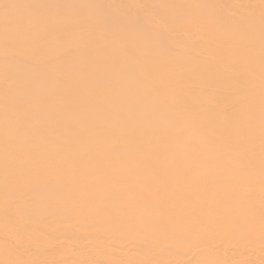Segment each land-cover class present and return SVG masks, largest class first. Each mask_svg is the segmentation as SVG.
I'll return each instance as SVG.
<instances>
[{"label": "bare ground", "instance_id": "1", "mask_svg": "<svg viewBox=\"0 0 264 264\" xmlns=\"http://www.w3.org/2000/svg\"><path fill=\"white\" fill-rule=\"evenodd\" d=\"M131 1L0 0V264L31 262L36 247L19 244L55 243L35 232L44 220L87 224L54 237L84 251L62 257L66 264H91L89 250L95 264L149 251H158L153 264L178 255L181 264H203L231 247L251 255L230 263L264 264L252 259L264 256V0L250 11H222L213 0L174 7L172 16L192 23L183 57L170 37L181 23L165 34L145 21L165 11L110 8ZM219 30L237 34L213 39ZM138 165L131 178L125 167ZM227 176L242 186L231 192ZM129 182L155 198L110 208L106 200L121 194L110 183ZM85 192L100 204L74 202ZM168 225L176 226L163 236Z\"/></svg>", "mask_w": 264, "mask_h": 264}, {"label": "rangeland", "instance_id": "2", "mask_svg": "<svg viewBox=\"0 0 264 264\" xmlns=\"http://www.w3.org/2000/svg\"><path fill=\"white\" fill-rule=\"evenodd\" d=\"M213 2L222 11H228L229 9H231V8H229V6H233L236 9H242L244 6H247L248 10L250 11L254 6L260 5L262 1L261 0H213ZM186 3H187V1H184V0H176V1L175 0H133L129 3H127L126 5H124V7L122 9L119 7H116V6H110V8L115 10L117 13H121V14H126L130 11H133L135 8H149L153 11H159V10L165 11L166 16L164 18H160V17L156 16L152 20L145 19V21L154 27H156V26L159 27L161 30H163V32L165 34H169L171 28L174 25L181 23V27H183L184 29L179 33H170V37H171V43H172L171 44V47H172L171 51L175 54V56L183 57L185 55L184 45L188 41L189 36L192 32V29H191L192 23L185 22L184 18L174 17L170 13L174 7H179V8L189 7ZM187 17H185V18H187ZM40 20L42 21V20H44V18L41 17V18L37 19L36 21L33 22V24L39 23ZM217 20L221 21L222 17H221V20H220V17ZM215 21H216V19H215ZM77 22L79 24L81 23V24L87 25V24H89V19L87 17H79L76 19V23ZM204 25H205V23L201 22L197 26L201 27ZM219 29H221V28H219ZM234 34H237V33L229 34L223 30H219L217 33L213 34V39H216V40H219L221 38L229 39ZM62 35H68V33L64 32ZM223 46L225 48L227 47L226 44H224ZM164 64L168 65V64H170V62L165 61ZM250 84L252 85V83H250ZM173 88H175V86ZM183 96L184 95L182 93L179 98H181ZM199 98H201V96H198L195 99H199ZM195 102H197V101L194 100L190 104H194ZM177 110H181V108L178 106ZM242 110H243L242 112H241V110L237 111V112H241V113H244V112L247 113L248 112V110L246 108H244ZM116 119L117 118H115L114 120H116ZM229 124H231V122H229ZM244 127L249 130V128L247 126L244 125ZM154 132L155 131H151L148 133V135H152V134H154ZM221 136L222 135L220 133L213 134V140H219ZM240 139H242V138L240 137ZM172 140H177V135L175 137H173ZM3 142H5V140H3L1 143H3ZM122 144L125 145L124 142ZM40 150L41 149L37 150L36 153L39 152ZM133 154H138V153L136 151ZM145 155H146V152H141L139 154L138 159L140 161H143ZM172 156L177 157V155H172ZM135 165H137V164H135ZM30 168H33V167H30ZM86 168H89V165H86ZM179 168H183V166H181ZM232 168H234V170L236 169L235 167H232ZM28 170H30V169H28ZM125 170L128 172V174L131 178H136L138 175H140L142 173L139 165H138V168L136 166L135 167H127L126 166ZM173 170H174V168L169 169L167 171V173H164V174L158 173V174L167 175L170 173V171L172 173ZM111 172L112 171H109L110 174H111ZM67 175H69V174H67ZM222 175H223L222 172L217 173L218 177H221ZM123 176H125V175H123ZM177 177L179 180H181V182L182 181L185 182V180H188L185 176L180 177V175H179ZM143 179H147V178H143ZM178 179H176L177 182H178ZM225 179L227 181L225 186H227L231 192L234 191V189H236V188H240L243 184V182H238V183L231 182L233 180V178H231L230 176H227ZM110 184L115 188V190L117 192L121 193L117 197L119 199L113 201L111 204L109 202H107V200H106V203L110 206V208L118 202H123V201L128 202L134 198L143 199V200L155 198L153 191L146 193L145 195H142V191L140 189L133 192L134 188H130V186L133 185L131 182H129L126 189L121 184L118 186L115 183H110ZM15 187H16V185H15ZM156 187L158 189L156 191V193H157L161 190V187L159 185ZM213 194L222 195L217 190H214ZM3 196H5V197H3ZM71 196H73V200L76 203H78L82 198L83 199L89 198L92 203L96 202L95 204H100L97 202V199L92 198L91 195L88 194V192H85V193H82L79 195H71ZM1 197L7 198L10 200L17 199L16 196L7 197L6 195H3V194ZM189 198H192V196L191 197L189 196ZM43 200H45V199L37 200V202H34V204L36 203L35 205L37 206ZM68 200L69 199H66V202H68ZM68 206H70V205H68ZM218 210H219V207L217 206L216 202L213 201V211H218ZM72 211H73V209L70 210L71 213H72ZM30 221H32V220H30ZM39 221H41V220H39ZM48 222H51V221L44 220V221H41V224L39 223L40 225H35L37 227V230L35 232H37L36 234H40L43 237H45L46 239H49L50 241L55 242V243L48 245L46 242H44V241L39 242L38 240L33 241L31 243H26V244L22 242L23 244L17 245V247L15 248L16 250H20V249L26 247V245H30V244L33 246V248L36 247V248H34L35 250H33L32 252L29 253L31 256H28V258H31V262L29 263V261H28L29 259H27L26 261L25 260H17L11 264H33V262H41L43 264H52L51 262H55V264H58V263L59 264H66L64 261H62V257H64L63 258V260H64L68 256H71L72 253L77 254L80 252H84V251H82V248L80 246L79 247L76 246L77 247L76 248L73 246L60 245L61 241H57L54 237H57L60 235H67V234H70L71 232H73L75 230H80L79 225H87L86 223L79 224V225H75V224L50 225V224H47ZM18 226L26 227L28 229V225H18ZM133 226H139V225H130V227H133ZM171 226L175 227L176 225H168L167 227H169V228L165 229L164 232H162L161 234L163 236L166 235L169 232L168 229L172 228ZM136 228L137 227H135L133 229H136ZM177 229H182V227H178ZM81 232L87 233L89 231H86V229H81ZM126 243L127 242L124 240L120 241L118 245L116 244L115 250L118 251V248L120 250V248H122V246H124V244H126ZM168 245L171 247L175 246L172 243H168ZM37 246H39V247H37ZM263 246H264V243H263ZM218 250L220 251V249H218ZM251 250L252 249H250L249 251H251ZM86 251H87V249H86ZM171 252L178 253L179 248H176V249L172 250ZM261 253H262V251H261ZM138 254L139 253H136V255H138ZM157 254H158V251H149L146 254L141 255L140 258H137V259H134L131 256H121L118 258L117 264H153L156 261V259L158 258ZM262 254L261 255L260 254L255 255L252 257V259L253 260H264V256ZM250 255L244 253L243 250H238L237 248L234 249L231 247L227 251L222 250L221 255L207 256L205 258V261L203 262V264H232L230 262H237L238 260L241 261V260H245L246 258L248 259V257ZM94 257L97 258V257H99V255L96 254V252L92 251V250H89V253L84 255V259L86 261L90 262L91 264H95L93 262ZM54 258L57 261L54 260ZM180 258H181V255H178L176 257H171V258H169V256H168L160 264H181ZM233 264H235V263H233Z\"/></svg>", "mask_w": 264, "mask_h": 264}]
</instances>
